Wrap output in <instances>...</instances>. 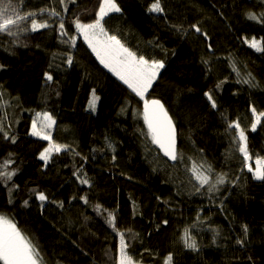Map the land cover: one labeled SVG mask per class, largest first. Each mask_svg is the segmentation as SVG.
Returning <instances> with one entry per match:
<instances>
[{"label": "trees", "instance_id": "1", "mask_svg": "<svg viewBox=\"0 0 264 264\" xmlns=\"http://www.w3.org/2000/svg\"><path fill=\"white\" fill-rule=\"evenodd\" d=\"M12 3L35 16L21 22L26 31L0 34V164L9 162L0 171L14 173L0 177V216L43 264H119L121 234L132 264H264V180L253 175L264 116L251 127L252 110L264 113V50L245 42L264 49V0H160L162 12L149 11L154 0H115L120 11L104 17L105 32L164 64L144 100L104 69L75 26L95 20L100 0ZM31 19L49 27L33 32ZM150 99L174 125L182 155L173 163L141 118ZM45 113L51 143L62 146L47 162L40 154L50 142L30 136ZM231 122L245 131L247 161ZM193 163L224 183L197 191Z\"/></svg>", "mask_w": 264, "mask_h": 264}, {"label": "snow or ice", "instance_id": "2", "mask_svg": "<svg viewBox=\"0 0 264 264\" xmlns=\"http://www.w3.org/2000/svg\"><path fill=\"white\" fill-rule=\"evenodd\" d=\"M64 3V0H61ZM41 11H44L43 9ZM120 8L115 3V0H100L99 10L95 13V20L92 23H80L78 20L75 22L77 30L83 35L85 41L88 43L89 47L92 48L93 52L96 54L97 58L100 60L106 68L112 71L124 84L127 85L136 96L144 100V94L152 86L153 81L156 78L157 73L164 64L160 61L153 60L149 62L143 56L137 57V55L127 48L117 39L114 35H108L105 32L102 25L104 17L109 14V12H119ZM149 11L151 12H162L163 9L160 6V0H154ZM58 13L53 10L52 15H57ZM264 15V14H262ZM35 13L28 12L24 15L20 14L19 7L12 3V0H0V34H7L9 36H15L17 32L26 31V29L21 27V22L27 21L30 17H34ZM248 18L256 20L257 17L249 13ZM31 31L35 32L41 28H47L49 25L47 23H37L36 19H31ZM61 34L67 35L63 31L64 25L61 23ZM196 32H200L201 29L196 25H192ZM74 41V37L72 38ZM249 43L250 47L255 48L257 51H262L259 47V42L252 40ZM69 62L71 60L69 59ZM235 70V69H234ZM47 79H51V76H47ZM248 83V81H244ZM208 99L211 101L212 96L209 93H205ZM94 101L90 102V107L94 108ZM216 107L215 102L212 104ZM253 116L255 121L252 123V130L255 131L257 124L260 123V118L264 116V113H256L253 109ZM44 120L48 122L47 125H42L39 129L37 128V121H33V131L32 135L40 136L41 139L49 140L50 147L45 148V150L40 154V159L45 162L48 161L49 156L53 150L59 152L62 148L61 145L52 144L50 135L43 131L44 127H50L53 123L52 118L48 116L47 113L44 114ZM144 120L148 126L150 133L152 134V142L160 147L164 155L171 160L177 159L176 150V139L175 130L172 126V121L168 117L167 112L164 110V106L159 100H145L144 102ZM228 128H235L239 136V151L243 154L245 161L250 157L246 147L247 137L245 131L240 128V125L236 122H231L228 124ZM0 131H3L0 128ZM8 134L5 133V139H8ZM15 142V138H12ZM8 161L0 164V168L6 169L8 167ZM257 167L253 171L249 168V171H253L254 178L257 180H264V159H257ZM190 171L192 176L199 183L200 187L196 190L199 191L205 185H209L208 191L211 192L216 190L217 184H223V176H218L215 183H210L209 175L206 173H211V167L205 168L203 163L196 164L193 163ZM14 173L7 171H0V177H3L5 181L10 180ZM82 183H88V181L82 180ZM41 201H44L46 197L40 194L38 197ZM108 223L114 226V220L109 214ZM185 244L187 247H195V242L189 243L190 237H188L187 230H185ZM125 245L123 243V235L121 234V256L119 264H132L131 257L124 252ZM0 260L3 264H43L40 252L37 250L28 239L17 229V227L7 220L0 217ZM171 260L168 257L166 264Z\"/></svg>", "mask_w": 264, "mask_h": 264}, {"label": "rangeland", "instance_id": "3", "mask_svg": "<svg viewBox=\"0 0 264 264\" xmlns=\"http://www.w3.org/2000/svg\"><path fill=\"white\" fill-rule=\"evenodd\" d=\"M82 37H83V35H82ZM84 38V37H83ZM84 41H85V39H84ZM85 43L88 45V43L85 41ZM89 46V45H88ZM90 49H92V48H90ZM93 51V50H92ZM95 57L97 58V56H96V54H95ZM98 59V58H97ZM99 60V59H98ZM99 62H100V60H99ZM100 64H101V62H100ZM103 67H104V69L105 70H107L108 72H110L113 76H115L119 81H121L112 71H110L108 68H106L103 64H101ZM65 79H66V75L64 74V75H62V82H61V85L63 86L64 85V82H65ZM121 82H123V81H121ZM126 85V84H125ZM127 86V85H126ZM151 88V87H150ZM150 88L147 90V92L150 90ZM147 92H145V94H144V98H145V95H146V93ZM138 97V96H137ZM140 98V97H139ZM151 100H154V99H150V100H148V101H151ZM145 102V101H144ZM144 102H143V104H144ZM92 108V107H91ZM135 115V117H134V119L135 120H137V122H139V119H138V116L136 115V114H134L133 113V116ZM141 118L143 119V116H142V111H141ZM144 120V119H143ZM52 121H53V119H52ZM48 124V122L47 121H45L44 120V116H38V118H37V128L39 129L42 125H47ZM53 124H54V121H53V123H51V125H50V127H52L53 126ZM146 126V125H145ZM50 127H44L43 128V131H45V132H50L51 133V128ZM146 129H147V127H146ZM32 131H33V123L31 124V131H30V136H32V137H35V138H38V139H40V140H43V141H46V142H50L49 140H45V139H41L40 138V136H35V135H32ZM147 131H148V129H147ZM148 133H149V137H150V139H151V141H152V135L150 134V132L148 131ZM175 133H176V131H175ZM239 137V136H238ZM51 138V137H50ZM148 139V138H147ZM51 142H52V140H51ZM146 146H147V148L149 147V148H151L150 147V142H149V140H148V143H146ZM152 146L154 147V148H156V149H158L157 147H156V145L152 142ZM176 150H177V137H176ZM54 152H57V151H55V150H53ZM177 154L178 155H182L181 153H178V151H177ZM44 161V160H43ZM0 217H2L4 220H7L9 223H11V224H13L10 220H8V219H6L5 217H3V216H0ZM14 225V224H13ZM120 260V259H119ZM0 262L3 264V261L2 260H0Z\"/></svg>", "mask_w": 264, "mask_h": 264}, {"label": "water", "instance_id": "4", "mask_svg": "<svg viewBox=\"0 0 264 264\" xmlns=\"http://www.w3.org/2000/svg\"><path fill=\"white\" fill-rule=\"evenodd\" d=\"M165 110V109H164ZM166 112V111H165ZM142 115H143V119H144V104L142 105ZM169 117V116H168ZM170 118V117H169ZM171 120V119H170ZM144 122H145V120H144ZM146 124V123H145ZM172 126H173V128H174V125H173V123H172ZM146 127H147V129H148V126H147V124H146ZM174 130H175V128H174ZM148 131H149V129H148ZM150 132V131H149ZM151 134V133H150ZM152 135V134H151ZM175 139H176V133H175ZM156 145V144H155ZM156 147L158 148V150L160 151V153L170 162V163H173L175 160H171V159H169L167 156H165L164 155V153H163V151L160 149V147L158 146V145H156Z\"/></svg>", "mask_w": 264, "mask_h": 264}]
</instances>
